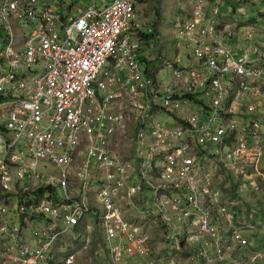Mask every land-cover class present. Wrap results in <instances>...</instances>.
I'll return each instance as SVG.
<instances>
[{"label": "built area", "instance_id": "1", "mask_svg": "<svg viewBox=\"0 0 264 264\" xmlns=\"http://www.w3.org/2000/svg\"><path fill=\"white\" fill-rule=\"evenodd\" d=\"M224 2L189 0L153 77L139 0H0V264H77L59 252L73 244L90 264L144 261L158 240L143 218L182 233L165 264L246 245L218 188L263 185L264 13L228 25Z\"/></svg>", "mask_w": 264, "mask_h": 264}, {"label": "rangeland", "instance_id": "2", "mask_svg": "<svg viewBox=\"0 0 264 264\" xmlns=\"http://www.w3.org/2000/svg\"><path fill=\"white\" fill-rule=\"evenodd\" d=\"M224 1L227 7L221 8L220 11L223 13L221 15L225 16L228 25H230V23L231 25L244 24L242 26V28H244L247 26L246 23L249 20L255 19L259 21L260 18L258 17V14L264 13V0ZM87 5H89V3L85 2L84 6ZM188 5L189 0H143V3L138 5L137 15L141 18L140 22L142 32L147 35H152L153 32L156 34L155 39H151L149 42L141 44L143 47L141 52L142 59L147 60L152 58L153 62H156L159 59L161 61L157 63V66L161 65V67L174 61L177 53L176 35L179 28L176 20L183 14L184 10H187ZM241 33L242 31L235 39V43L230 39L226 40L230 49L232 47L235 51L244 49L243 37ZM179 48V56H186L187 52L183 51L181 47ZM156 57L159 58L157 59ZM162 120L168 126H172L169 115H165ZM259 174L262 176L260 178L263 185L254 183L256 186L255 188L250 186L251 182H245V185H248L249 189L245 190L244 186L239 188L240 190L238 192L240 196L224 197L229 208L228 218L231 219V222L239 235L244 238L246 245L244 247L236 248L237 253H232L227 260H223L221 261L222 263L219 264H231L229 260L231 258H235V255L238 256L235 260L237 264H264V159L261 167V173ZM230 176L233 178L232 182L239 181L235 176ZM225 177L227 176L222 177V181ZM230 183L231 182L226 183V189L229 191L231 190ZM240 184H243L242 180H240ZM145 196L151 197L153 194L151 192H145ZM95 219L96 216L94 215L93 221H95ZM145 223L146 219L143 218L141 224L139 225H144L141 227V230L151 237L154 235L158 240L155 241V243H149L151 246L149 248H152V253L149 257H146L144 261L138 257L125 255L123 257L124 264H149L157 257H161L162 260H160V262H162L168 257V255H170L171 248L170 244L165 240L172 241L173 237L179 236V234L180 236L182 235L178 229H174L172 227L169 229L167 233L168 239H166L164 231L158 232L155 229H152L153 231H149L148 226L145 225ZM31 226L35 228L36 223L32 222ZM114 245L117 244L114 243ZM233 246L236 247L235 244ZM61 250L62 251L59 252L62 253L64 257L77 252V264H90L93 261V257L88 253L83 252L81 249L78 250L76 244L61 248ZM102 253L104 254V251H102ZM227 254L228 253L225 255ZM95 263L103 264L102 260H95Z\"/></svg>", "mask_w": 264, "mask_h": 264}, {"label": "trees", "instance_id": "3", "mask_svg": "<svg viewBox=\"0 0 264 264\" xmlns=\"http://www.w3.org/2000/svg\"><path fill=\"white\" fill-rule=\"evenodd\" d=\"M143 3V0H139V4H142ZM140 38V41L141 43H144V42H149L151 39H155L156 38V34L155 32H153L152 35H147V34H144L142 33L141 36L139 37ZM157 59L159 57H156ZM161 60H157L156 62H153V59L152 58H149V59H142V62L146 65L149 73H151V76L155 77L156 74H158L160 71H162L164 69L165 66L161 67V65H158L157 66V63H159ZM224 176H227L223 179V181L220 183L219 185V191L224 195V196H240L239 194V188H241L243 186V184L241 185L240 184V180H241V177H238L237 182H232L233 181V178L230 176V175H224ZM233 176V175H232ZM227 182H231L230 184V187H231V190H227L226 189V183ZM260 184L262 185V183L260 182ZM190 252V249H183V253L184 254H187ZM237 253V252H236ZM170 255H168L169 257ZM167 257V255H166ZM167 257V258H168ZM236 258H238L237 255H235ZM167 258L165 260H163L162 262H160V260H162L161 257H157L155 259H153V263L154 264H163L165 263V261L167 260Z\"/></svg>", "mask_w": 264, "mask_h": 264}, {"label": "crops", "instance_id": "4", "mask_svg": "<svg viewBox=\"0 0 264 264\" xmlns=\"http://www.w3.org/2000/svg\"><path fill=\"white\" fill-rule=\"evenodd\" d=\"M258 15H261V14H258ZM255 20V19H254Z\"/></svg>", "mask_w": 264, "mask_h": 264}, {"label": "bare ground", "instance_id": "5", "mask_svg": "<svg viewBox=\"0 0 264 264\" xmlns=\"http://www.w3.org/2000/svg\"><path fill=\"white\" fill-rule=\"evenodd\" d=\"M259 17V16H258ZM237 226V225H236Z\"/></svg>", "mask_w": 264, "mask_h": 264}]
</instances>
